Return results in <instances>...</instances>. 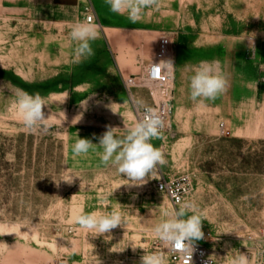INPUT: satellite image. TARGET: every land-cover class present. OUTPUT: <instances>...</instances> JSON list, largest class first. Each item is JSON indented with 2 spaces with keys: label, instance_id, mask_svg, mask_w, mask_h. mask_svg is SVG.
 <instances>
[{
  "label": "rangeland",
  "instance_id": "obj_1",
  "mask_svg": "<svg viewBox=\"0 0 264 264\" xmlns=\"http://www.w3.org/2000/svg\"><path fill=\"white\" fill-rule=\"evenodd\" d=\"M87 10L98 36L93 54L78 57L70 30ZM164 36L175 75L171 111L151 142L166 164L157 179L122 185L126 177L101 164L100 149L74 159L72 146L78 137L98 144L109 127L123 134L124 123L137 119V99L160 105V87L158 101L141 80ZM213 61L229 86L214 101H193L190 77ZM3 85L0 264H140L144 250L175 264L152 226L188 202L189 215L202 214L218 264L239 252L264 264V0H158L136 23L105 0H0ZM17 90L46 102L47 120L36 131L19 120ZM67 173L77 176L71 184L60 181ZM180 174L192 189L176 206L154 182ZM112 211L125 228L94 237L77 223L80 215Z\"/></svg>",
  "mask_w": 264,
  "mask_h": 264
},
{
  "label": "clouds",
  "instance_id": "obj_2",
  "mask_svg": "<svg viewBox=\"0 0 264 264\" xmlns=\"http://www.w3.org/2000/svg\"><path fill=\"white\" fill-rule=\"evenodd\" d=\"M105 2L110 11L126 13L132 23L141 19L144 9L158 5V0H105ZM254 35L248 39L252 50L255 49ZM97 36V25L88 19L72 24L70 38L77 45L76 56L92 55L91 42ZM167 63L172 64L171 61ZM228 86L229 80L223 74L218 62H201L190 77V98L199 103L214 101L227 90ZM5 88L6 85L0 86V91ZM14 95L13 103L23 127L30 131L42 127L47 120L44 112L47 105L44 98L39 94L31 95L23 90H17ZM135 104L141 116L131 124L124 123L123 134L120 133V128L109 127L99 138L98 144L92 143L89 139L79 138L77 135L78 138L72 146L73 158L86 155L90 150L100 149L97 154L101 164L115 168L120 176L126 177L128 183L122 185L140 186L150 179H157L158 167L166 164V159L161 148L154 146L151 141L160 138L165 127V117L142 99H137ZM76 177L67 173L60 181L71 184ZM193 208L191 202L185 203L175 212H166V218L152 226V231L158 239L169 248L180 250L190 261L196 242L204 237L202 214L196 212L188 214ZM77 223L94 233V237L111 233V230L118 226L125 228V220L118 211L80 215L77 217ZM132 249L135 251L136 247ZM140 264H165V259L158 253H148L144 250ZM231 264H252V261L248 254L239 252L233 257Z\"/></svg>",
  "mask_w": 264,
  "mask_h": 264
},
{
  "label": "built area",
  "instance_id": "obj_3",
  "mask_svg": "<svg viewBox=\"0 0 264 264\" xmlns=\"http://www.w3.org/2000/svg\"><path fill=\"white\" fill-rule=\"evenodd\" d=\"M86 19L90 22L94 20V14L87 10ZM170 38L164 36L160 38L158 43V50L156 55V61L153 62L150 66V76L152 80H156L162 84L170 85L172 84L174 77L169 70V64L167 58L170 51ZM135 112L137 119L140 118L141 112L137 109L136 104H134ZM156 109L158 112H161L166 119L171 111L168 104H163L157 106ZM154 187L157 191L166 193L170 198L171 202L180 206L183 204L186 196L191 192L192 181L187 174H180L176 177H164L154 182ZM204 237L202 240L196 242L195 251L192 255L191 261L187 259L180 250L170 248V257L173 263L175 264H218V261L215 257L213 249L208 245L209 238L211 234L202 229Z\"/></svg>",
  "mask_w": 264,
  "mask_h": 264
},
{
  "label": "bare ground",
  "instance_id": "obj_4",
  "mask_svg": "<svg viewBox=\"0 0 264 264\" xmlns=\"http://www.w3.org/2000/svg\"><path fill=\"white\" fill-rule=\"evenodd\" d=\"M167 58L169 59V61L172 62V56L170 55V51H169V54H168ZM150 66H149V69H148V75H147V73L143 75L142 80H141V84L150 85L155 90L154 94H155V97H156V99L158 101H159V89L158 88L160 87V96H161L160 105L167 104V102H168L167 98L170 96L173 82L170 85H165V84H162V83H160V82H158L156 80H152V78L150 76ZM169 70L171 71L173 77H175L174 70H173V62L169 66ZM128 83L129 84H134V81L133 80H128Z\"/></svg>",
  "mask_w": 264,
  "mask_h": 264
},
{
  "label": "crops",
  "instance_id": "obj_5",
  "mask_svg": "<svg viewBox=\"0 0 264 264\" xmlns=\"http://www.w3.org/2000/svg\"><path fill=\"white\" fill-rule=\"evenodd\" d=\"M72 1V0H71ZM73 1H75V0H73Z\"/></svg>",
  "mask_w": 264,
  "mask_h": 264
}]
</instances>
